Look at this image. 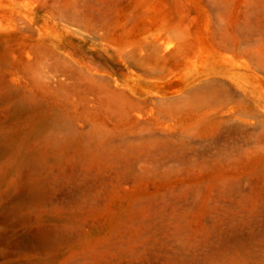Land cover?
Instances as JSON below:
<instances>
[{
    "label": "rangeland",
    "instance_id": "rangeland-1",
    "mask_svg": "<svg viewBox=\"0 0 264 264\" xmlns=\"http://www.w3.org/2000/svg\"><path fill=\"white\" fill-rule=\"evenodd\" d=\"M0 264H264V0H0Z\"/></svg>",
    "mask_w": 264,
    "mask_h": 264
}]
</instances>
